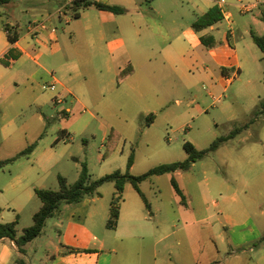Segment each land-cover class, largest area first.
<instances>
[{
	"label": "rangeland",
	"instance_id": "obj_1",
	"mask_svg": "<svg viewBox=\"0 0 264 264\" xmlns=\"http://www.w3.org/2000/svg\"><path fill=\"white\" fill-rule=\"evenodd\" d=\"M70 1L38 0L31 4L26 0H13V6L0 7L2 22L7 24L17 21L22 33L30 22L44 21L56 30L59 51L54 55L49 51L41 60L47 69V73L41 72L44 78L42 84L47 87L52 81L51 74H54L74 92V95L64 96L60 95L59 85L54 92L44 90L41 86L35 93L48 99L44 106L34 103L22 111L19 108L7 109L11 117L16 115L18 130L14 138L17 137L23 146H29L27 133L35 132L37 139L31 144H36L37 151L32 159L49 149L51 151L52 166L44 182V189L57 190L59 175L67 178L70 184L75 183L84 163L88 166L91 180L116 170L126 172L132 150L135 157L130 172L133 175H141L160 164L185 160V142H191L199 150L208 148L217 138L227 136L237 127L248 124L260 101L264 100V53L253 42L250 27L246 24V19H252L259 10L244 16L238 8L232 9V24L236 27L232 42L239 55L241 71L236 75L232 72L228 77L231 79L229 84L208 81L204 70L199 69L203 60L190 59L195 58L194 51H190L186 68L181 63H169L164 72L149 73V79L158 82L159 86L152 82V91L140 98L132 94L129 82L124 80L119 84L117 76L109 69L108 62L117 54L110 51L106 43L114 38L115 24H106L107 39H100L97 26L101 19L99 10L96 7L89 8L87 12L83 9L80 12L85 11V16L75 18L73 12L66 8L67 5L60 7L62 3ZM139 3L148 12L152 7L164 10L159 21L168 30L177 28L174 34H178L183 25L194 24L201 16V10L191 0H139ZM51 13L53 15L47 19ZM256 19L260 22L253 23V32L261 35L264 33V23L261 18ZM174 21L177 24H173ZM86 25H92V28L86 34H81ZM227 25L225 21L219 23L222 29H226ZM208 32L213 33L211 30ZM145 33L142 31L143 37ZM124 37L129 45L132 38L135 39L129 32H125ZM165 46L167 43L159 44L160 48ZM188 61L190 63L187 66ZM176 66L179 72L174 70ZM14 87L19 90L23 88V83L17 82ZM156 91L160 96H157ZM54 94H59L63 103L53 104L51 96ZM161 100L166 101L162 104ZM68 107L71 108L69 112L65 111ZM151 114L155 118L149 124L148 116ZM65 129L69 135L63 134ZM4 143L6 147L10 146V140ZM14 154L17 156L18 153ZM30 163L23 157L6 165L5 170L20 171ZM176 179L186 193V205L182 207L177 204L169 178L162 177L155 183L147 180L142 185V191L151 202L153 212H158L157 218L149 216L134 187L127 185L125 198L130 206L128 210L135 197L141 203V209L150 217V221L144 224L154 227L152 234L136 240L146 248L147 264L149 259L154 264L156 254L159 264H162L168 251L173 252L175 260L178 253L193 252L195 246L187 235L191 228L204 234L206 240L201 241L199 247L200 252L205 250L207 254L214 251V242L207 239L211 229L239 241L248 232L241 222L247 215L242 203L258 221L264 219L260 213L264 210V115ZM114 191L113 183H106L99 189L100 195L95 196L98 199L93 209L101 214L95 215L91 221L95 224L97 222L94 227L97 238H105L109 246L114 241L115 232L107 228L106 221L103 225L100 219L109 213ZM177 199L181 201V198ZM41 203L35 194L30 205L22 208L19 214V235L33 224L31 210L34 205ZM78 205L63 204L60 209L67 214ZM178 205L184 212L183 216L178 217L173 213L171 207ZM6 213L5 218L16 214L13 208ZM76 216H81V213H76ZM108 218L109 214L107 221ZM56 219H48L39 238L25 246L26 254L23 253L21 257L26 264H50L51 255L59 246L60 235L53 228ZM231 219L238 223L232 226L228 221ZM173 221L178 227L176 233L172 232ZM190 224L191 228L188 226L187 229ZM167 233L171 234L167 240L158 241L160 236ZM109 250L112 249L109 247ZM131 250L125 256L129 261L127 264H139L140 257L133 247ZM120 261L117 259V263L120 264Z\"/></svg>",
	"mask_w": 264,
	"mask_h": 264
},
{
	"label": "crops",
	"instance_id": "obj_2",
	"mask_svg": "<svg viewBox=\"0 0 264 264\" xmlns=\"http://www.w3.org/2000/svg\"><path fill=\"white\" fill-rule=\"evenodd\" d=\"M37 1L38 0H26V2L31 4ZM72 1L73 0L62 3L60 7L69 5ZM94 1L107 5L121 6L127 10L124 14H115L110 11L98 9L101 17L100 22L97 23L98 35L100 39H107L108 35L106 34L107 31L105 25L108 23L115 24L113 31L114 38L112 37L106 43L110 51L117 54V57L113 58L111 62H108L109 69L111 71L113 70V73L117 76L118 80L119 73L124 68L131 65L134 72L126 78L125 82H129L128 84L132 90V94L138 95L140 98L145 97L146 94H149L152 91L151 85H153L152 82L155 81L149 79V73L152 74L153 71H159L160 73L164 72L169 63H181L186 68V61L188 60L187 56L190 51H194L195 57L190 59L196 61L200 59L203 60L200 66L201 68L199 69L204 70V74H206L205 76H207L206 78L208 81H219L223 85L229 84L231 79L228 77L232 72L233 75H236L241 71L239 55L232 42L236 34V27L232 24L234 22L232 9L235 7L238 8L239 12L244 16L255 14L256 11L259 10L252 19L249 17L246 19V24L250 27L251 37L253 23L260 22L256 18H261V22L264 23V0L257 8L251 10H243L241 6L242 4L252 3L253 0H228L230 3L229 10L232 18L230 21L225 19L220 21L227 22L228 25L226 29H222L219 26L220 22L201 31L195 30L194 26H192L193 24H191L189 26L183 25L178 34L173 33L175 30L178 31L177 28H171L168 30L159 21V19L162 18V12L164 11L160 8L152 7L150 12L145 11L139 3V0ZM191 1H193V3L201 10V16L214 7L218 8L215 0ZM13 4L14 2L12 0V2L6 5H0V7H11ZM89 8L85 9L86 12ZM84 12H80L79 18L85 16ZM52 15V13L49 14L47 19H50ZM6 23L17 25L19 27L20 38L15 43L10 42L7 31L2 28V25L5 23L0 19V158L2 160L14 158L16 157V154L14 153L19 154L28 147L23 146L17 137L14 138V135L18 130L16 123L17 118L16 115L11 117L7 112V109L19 108L20 111H22L31 107L34 103L39 106H44L48 103V99H43L40 94L38 95L35 93L37 88H40L41 86L44 90L49 89L45 88L44 83L42 84L44 78L41 76V72L47 73V69L43 66L41 60L45 53L50 51L51 54L54 55L59 51L57 32L52 33L50 30L43 31L38 35V38H36L29 32L28 24L25 32L22 33L21 26L17 21ZM173 24H177V21H174ZM91 28L92 25H86L81 31V34H86ZM209 30L213 33L208 32ZM142 31H146L145 37L142 36ZM125 32H129L132 37L133 35L135 37V39L132 38L133 41L130 45L124 37ZM202 37H208L209 43L219 42V44L214 45L213 47H206L202 43ZM54 38L57 39L56 44L53 43ZM161 42L167 43V46L160 48L159 44ZM204 62L207 64L204 65ZM189 63L190 62L188 61L187 66ZM224 69L227 70L224 72ZM174 70L179 72L178 66H176ZM139 73H141V75ZM51 75L52 81L48 84L51 85L55 82L57 86L59 85L61 87L60 95H74L73 90L67 84L58 80L54 74ZM17 82H22L23 88H18L19 90H16L14 84ZM155 84L159 86L158 82H155ZM129 95L131 96V94ZM157 96H160L158 92ZM54 97H56V94L51 96V100L53 104L56 105L57 103H55ZM164 99L167 100L168 98L164 97ZM214 99L216 98L214 97ZM166 100H161V103L163 104ZM65 111L69 112L71 111V108L68 107ZM153 122L154 120L148 123L152 124ZM26 127L27 126L24 128ZM63 134L69 135L68 130L65 129ZM36 137L37 136L33 131L30 134L27 133V144L29 143L30 146L32 141H36ZM8 140H10V146L6 147L4 141L7 142ZM49 150L38 158L32 159V156L36 155V147L32 154L24 156L31 161V163L20 171L8 170L7 172L5 167L0 170V208L2 209L0 222L6 223L14 221L19 217L22 208L30 205L33 201L36 189L45 188L44 182L49 176L50 168L52 166V156L50 153L51 151ZM180 174H182V171H176L170 174L154 176L150 180L155 183L162 177H166L170 179L172 184V180L175 179L182 189L176 179ZM143 183L141 184V190ZM126 191L127 186L125 188V193ZM137 194L141 200L140 202H142V206L146 209L144 200L138 192ZM178 197L179 196L175 192L177 204H180L181 207L183 205L185 206L186 204H182L180 199L178 201ZM97 199L98 198L96 197L84 199V201L79 203L77 207L68 211L67 214L60 209V211L54 216L57 217V219L56 222L53 223V228L59 232L60 236L58 240L59 246L51 255L50 264H119L117 263V259L118 262L121 259L120 264H127L129 261L125 256L132 251V247L135 249L137 256L141 259L139 264H147L146 248L142 243L136 242V240L144 239L147 234H152L154 227L146 226L144 222H149L150 217L152 216L157 218L158 212L154 213L152 206L151 214L147 211L150 216L148 218L141 209V203L137 201L135 197H133V201L130 203L132 207L128 210L130 206L128 205L124 194V202L121 206L120 218L116 228L112 230L115 232V236L113 237L114 241H112V245L109 246L107 245L105 238H103V240L97 238L94 231L97 222L96 224L91 222L95 215L98 216L101 214V212L93 209V204ZM180 206L171 207L173 213L178 217L183 216L184 213ZM242 206L247 215L241 222L244 225V229L248 232L245 233L239 241H234L217 230L211 229L208 231L209 234L207 235V239H211L214 242V251L211 250L208 254L205 253V250L200 252L199 245L201 244V241H205L206 239L204 238L203 233L191 228L190 224L187 225L186 228L188 229V226L191 228V232H187V235L193 242L192 245L195 246L193 252L188 254L178 253L177 259L175 260L173 252L168 251V253H165L164 255V261H162V264L167 262L169 264H264V219L258 221L251 211L248 210L247 206L243 203ZM40 207L41 205L37 204L33 206L31 210L33 216ZM12 208L16 214L13 217L8 216V218H5L7 217L6 212ZM76 213H81V216H76ZM260 213L264 215V210ZM108 214L109 213L107 212L106 216H102L100 219V222H102L103 225L105 221L107 222ZM176 221H179V219ZM228 221L232 226L238 223L235 219ZM173 222L172 227L174 230L172 232L176 233L178 232V227L175 221ZM205 227L209 228V226ZM18 236H20L19 229ZM170 236L171 234L169 233L162 235L158 238V241L164 242ZM127 242L131 248L127 245ZM25 246H23V252L14 240L9 238L0 239V264H26L21 257L23 253L26 254L24 249ZM65 247H74L82 250V252L63 254ZM109 247L112 250H109ZM122 257H124V259ZM153 260L154 264H159L158 254H156ZM149 264H151V259H149Z\"/></svg>",
	"mask_w": 264,
	"mask_h": 264
},
{
	"label": "trees",
	"instance_id": "obj_3",
	"mask_svg": "<svg viewBox=\"0 0 264 264\" xmlns=\"http://www.w3.org/2000/svg\"><path fill=\"white\" fill-rule=\"evenodd\" d=\"M12 2V0H0V5H6ZM95 6L99 10L110 11L115 14H124L126 13V9L117 6V5H107L94 0H73L67 8L73 12V17L79 18L80 11L83 9H87L89 7ZM223 20V16L220 10L217 7L210 9L208 12L199 17V19L193 24L195 30L201 31L210 26L215 25L216 23ZM2 28L7 31L8 39L10 42L15 43L20 38V31L17 25H11L9 23L3 24ZM208 37H202V43L206 47H213L214 45H218L219 42L209 43ZM252 40L253 42L261 49L264 53V34L257 35L252 32ZM227 69H224V72ZM134 69L131 65L124 68L118 75V83H122L126 78L132 75ZM264 115V100H261L259 105L254 111V116L250 120V122L244 126L237 127L234 129L229 135L222 136L217 138L208 148L204 150H199L194 144L191 142H185L184 148L187 153V158L182 161H176L172 163L160 164L156 167L151 168L147 172L141 175H133L130 170L134 165V150L131 151L128 161H127V171L122 172L121 170H116L110 174H106L96 180L90 179V174L88 170V166L86 163L83 164L81 173L79 175L78 180L70 184L62 175L58 176L59 180V188L57 190L53 189H36V194L38 198L41 200L42 204L39 210L33 216V224L30 227L24 229L23 234L18 236V225H19V217H17L14 221L2 223L0 222V239L9 238L14 240L19 246L20 250L23 251V246L27 243L38 238L46 224L48 219L54 217L59 211L63 204H78L82 202L87 197H95L99 196V189L106 183H113L115 187V191L112 197L109 218L107 221V228L115 229L119 218L122 203L124 202V194L125 188L128 184H131L134 189L140 194L142 199L145 202V206L147 211L151 214L152 205L148 198L144 195L141 190V184L147 180H150L154 176H161L164 174L174 173L176 171H189L194 166V164L203 158H205L211 152H214L219 149V147L236 137L237 134L245 130L249 127L250 124L254 123L256 119ZM154 120V115L148 116V122H152ZM1 144V140H0ZM36 147V144H32L28 146L25 150L20 152L16 157L2 160L0 158V170L3 169L6 165L16 161L17 159L29 156L32 154ZM172 185L176 194L181 198V203L186 204V196L183 190L178 185L175 179L172 180ZM2 213V209L0 208V215ZM82 252L74 247H65L63 254H71Z\"/></svg>",
	"mask_w": 264,
	"mask_h": 264
},
{
	"label": "built area",
	"instance_id": "obj_4",
	"mask_svg": "<svg viewBox=\"0 0 264 264\" xmlns=\"http://www.w3.org/2000/svg\"><path fill=\"white\" fill-rule=\"evenodd\" d=\"M216 4L218 5V9L220 10L222 16H223V19L227 20V21H230L231 20V14H230V10H229V6H230V3L228 0H215ZM263 2V0H253L252 3H249V4H242V9L244 10H251V9H254V8H257L261 3ZM67 8V6H66ZM62 14V12H61ZM47 30H50L52 33H55L56 30L54 28H50L48 26L47 23H45L44 21L42 22H30L29 23V32L31 34L34 35V37L38 38V35L43 32V31H47ZM54 44L57 43V39L54 38V41H53ZM45 88H49L51 91H56L57 90V84L54 82L52 83L51 85L45 87ZM54 100H55V103L57 104H60L62 103V99H60V97L58 95H56V97H54Z\"/></svg>",
	"mask_w": 264,
	"mask_h": 264
}]
</instances>
